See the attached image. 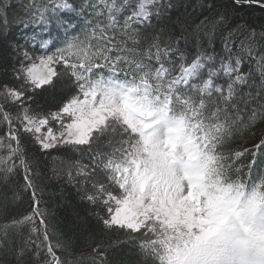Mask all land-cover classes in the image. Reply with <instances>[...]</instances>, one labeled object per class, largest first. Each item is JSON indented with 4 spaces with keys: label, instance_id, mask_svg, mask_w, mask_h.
I'll return each instance as SVG.
<instances>
[{
    "label": "snow or ice",
    "instance_id": "1",
    "mask_svg": "<svg viewBox=\"0 0 264 264\" xmlns=\"http://www.w3.org/2000/svg\"><path fill=\"white\" fill-rule=\"evenodd\" d=\"M251 8L264 0H0L13 79L0 85V264H68L24 136L88 155L81 199L108 234L92 264H264V19L238 15ZM49 89L68 94L45 112ZM29 193L30 211L9 215ZM124 247L135 261L108 259Z\"/></svg>",
    "mask_w": 264,
    "mask_h": 264
},
{
    "label": "trees",
    "instance_id": "2",
    "mask_svg": "<svg viewBox=\"0 0 264 264\" xmlns=\"http://www.w3.org/2000/svg\"><path fill=\"white\" fill-rule=\"evenodd\" d=\"M11 2L18 4L21 0H11ZM238 15L249 22H258V18L264 19V14L256 8L244 9ZM22 31V29L13 28V35L17 40L20 39ZM11 64L12 61L7 59V57L0 60V85H10L13 83ZM67 94V92H61L60 90L53 92V90L49 89L46 92H39L36 99L43 111L46 112L50 109L55 110L62 96ZM33 107L35 108L36 105H33ZM12 114L15 115L14 112ZM7 131L8 124L0 120V137H3L5 145L8 143L5 136ZM253 143L255 141H245L244 139L236 138L232 141V146L251 148ZM22 144L28 148V158L34 163H38L40 176L37 183L43 193V202L40 207L44 208L46 206L49 210V223L56 229L53 242L56 238H67L70 241L71 248L68 253L64 254V258L68 261V264H92L90 257L93 255L92 248L95 247V242L107 241L108 234L103 232L102 224L97 221V214H104L102 206L94 207L81 199V196L85 192L92 191L91 180H86L85 176L77 174L79 167H83L89 163L88 155L86 153L81 154L75 149L63 147L40 152L38 146L33 145L27 136L23 137ZM6 154V148L0 149V155ZM56 156L63 158L68 163L66 167H59L58 176L54 175L52 164ZM69 171H71V178L68 174ZM22 175L23 172L21 170V177ZM18 182L22 181L18 179ZM29 198L30 193L23 196L20 201H17L9 215L30 211L28 207ZM3 223L4 221L0 220V224ZM108 259L114 261L121 259L135 261L136 257L127 247H124L115 253L109 250Z\"/></svg>",
    "mask_w": 264,
    "mask_h": 264
},
{
    "label": "rangeland",
    "instance_id": "3",
    "mask_svg": "<svg viewBox=\"0 0 264 264\" xmlns=\"http://www.w3.org/2000/svg\"><path fill=\"white\" fill-rule=\"evenodd\" d=\"M52 126H53L54 130L56 128H58V125L53 124ZM52 164H53V167H54V175L55 176H58V174H59V167H66V166H68V163H66L63 158L57 157V156L54 157ZM79 189H81V187H79Z\"/></svg>",
    "mask_w": 264,
    "mask_h": 264
}]
</instances>
